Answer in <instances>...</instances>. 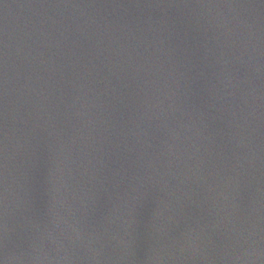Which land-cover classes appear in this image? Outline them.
<instances>
[{"label": "water", "instance_id": "1", "mask_svg": "<svg viewBox=\"0 0 264 264\" xmlns=\"http://www.w3.org/2000/svg\"><path fill=\"white\" fill-rule=\"evenodd\" d=\"M0 264H264V0H0Z\"/></svg>", "mask_w": 264, "mask_h": 264}]
</instances>
